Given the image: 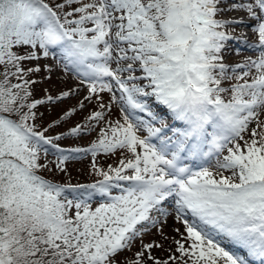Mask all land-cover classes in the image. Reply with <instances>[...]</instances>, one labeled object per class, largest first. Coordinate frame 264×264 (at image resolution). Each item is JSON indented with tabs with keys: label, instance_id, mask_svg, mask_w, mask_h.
<instances>
[{
	"label": "snow or ice",
	"instance_id": "6c2138e0",
	"mask_svg": "<svg viewBox=\"0 0 264 264\" xmlns=\"http://www.w3.org/2000/svg\"><path fill=\"white\" fill-rule=\"evenodd\" d=\"M245 21L252 43L234 32ZM233 40L259 55L228 65ZM57 50L78 85L35 99L32 77L52 71L38 61ZM82 89L39 123V106ZM92 133L86 147L59 143ZM83 157L94 182L54 179ZM254 261L264 264V0H0V264Z\"/></svg>",
	"mask_w": 264,
	"mask_h": 264
},
{
	"label": "rangeland",
	"instance_id": "374dc122",
	"mask_svg": "<svg viewBox=\"0 0 264 264\" xmlns=\"http://www.w3.org/2000/svg\"><path fill=\"white\" fill-rule=\"evenodd\" d=\"M237 25H234L235 27ZM241 45H243V51H238L237 47L234 49L236 51L235 53H226V57L229 59V61L236 59L237 61L240 60H246L247 56L249 55V52L244 49L246 47V44L241 42ZM238 52V53H237ZM238 54V55H236ZM51 56L48 58H43L42 60L38 61V64L42 67V69L46 67H50L52 71L49 73L47 71L42 70L40 73L36 74L32 78L37 80L38 82L33 85V95L34 98L39 97H45L48 94L51 95H58L61 91H67L69 89H74L78 85V80L74 77L73 74L66 72L62 66V60L57 59L55 63L50 59ZM37 63V62H34ZM61 63V65H59ZM31 66V65H29ZM86 94V90H81L80 94L78 96H74L71 99H67L63 101L62 103H59L57 105H42L39 106L38 111L40 113H43L42 119L39 121L43 126H47L48 124L52 123L53 121L59 119L60 116L63 115V112L65 109L70 108L72 106H76L78 101L83 98V96ZM107 100V96L105 97ZM92 110V106L89 105L84 111H78V113L71 118L67 123L62 124L61 126H58L54 129V131H68V129L72 126H74L76 123H82L83 117L88 114ZM119 118V112L114 108L113 111V119ZM53 130V129H52ZM51 132V130H50ZM95 137H94V136ZM96 138V134L92 133L89 135H84L81 138H69L63 141H60L62 144H79V145H88L90 141L94 140ZM89 159L78 163L67 164V167H75L73 170L79 172V175H76L80 178H85L86 174L89 171ZM114 163L113 160H102L101 163L104 165H107L109 163ZM69 165V166H68ZM71 165V166H70ZM58 178H63L64 174H57ZM175 227H179V225L172 220L171 218L168 219L167 224L165 225V232L168 233L170 236L175 235V232L173 229ZM145 241H152L159 239L157 233L155 230L152 231L149 235L145 236ZM135 250V249H134ZM128 255H131V253H128ZM156 255L158 256H164L166 253L161 252L160 250L156 251Z\"/></svg>",
	"mask_w": 264,
	"mask_h": 264
},
{
	"label": "trees",
	"instance_id": "16d2710c",
	"mask_svg": "<svg viewBox=\"0 0 264 264\" xmlns=\"http://www.w3.org/2000/svg\"><path fill=\"white\" fill-rule=\"evenodd\" d=\"M54 179L58 180L61 183H72V184H75L81 180L80 177H77L73 173L67 174L63 178H58L57 176H55Z\"/></svg>",
	"mask_w": 264,
	"mask_h": 264
}]
</instances>
